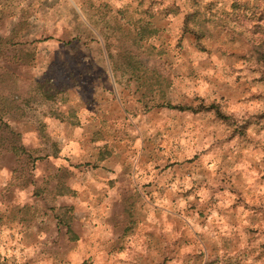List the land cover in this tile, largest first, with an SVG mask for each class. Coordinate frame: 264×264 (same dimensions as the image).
<instances>
[{
    "label": "rangeland",
    "instance_id": "374dc122",
    "mask_svg": "<svg viewBox=\"0 0 264 264\" xmlns=\"http://www.w3.org/2000/svg\"><path fill=\"white\" fill-rule=\"evenodd\" d=\"M109 1L0 0V264H264V0Z\"/></svg>",
    "mask_w": 264,
    "mask_h": 264
},
{
    "label": "trees",
    "instance_id": "16d2710c",
    "mask_svg": "<svg viewBox=\"0 0 264 264\" xmlns=\"http://www.w3.org/2000/svg\"><path fill=\"white\" fill-rule=\"evenodd\" d=\"M234 9H239L237 6L234 5ZM204 33V30L201 26L197 25V30L195 32L196 38H200ZM5 43L0 40V59L4 55V48ZM260 58H264V56H260ZM2 77H6V79L14 78L11 73H5L1 72ZM1 77V75H0ZM33 92L36 93H45V95H48L47 92H45V88L43 86H34L32 89ZM21 95L17 91V88L10 87L8 83L2 84L0 83V154L4 153L7 154L9 157H14L15 160L17 157L22 156L23 163H31V165L34 164V162L37 159V156L30 154L28 150H26L21 142L20 135L16 132H13L7 122L6 116L8 114L14 113L15 111L20 110L19 108V98ZM26 101V100H25ZM161 106H164L168 109H177V110H187L191 109L189 106H181V105H172L168 102L161 104ZM201 109L204 110H213V113L216 117L220 119H227L226 116L219 110L218 106L215 104H209L207 106H204L202 108H195L194 111H200ZM64 208L65 212L68 213V210H70V207L68 206H61L60 209ZM59 210V208H58ZM71 215H65L61 216V219L58 218V222H60L67 233H70V221Z\"/></svg>",
    "mask_w": 264,
    "mask_h": 264
},
{
    "label": "crops",
    "instance_id": "0c3cea01",
    "mask_svg": "<svg viewBox=\"0 0 264 264\" xmlns=\"http://www.w3.org/2000/svg\"><path fill=\"white\" fill-rule=\"evenodd\" d=\"M79 1H80V4H82V5H81L82 8H83L84 6H86V4H84V1H86V0H79ZM104 1H106V2L108 1L107 3H110V4H111V2H110L109 0H104ZM161 1H162V0H158V2H160V3H161ZM120 6H121V5H120ZM120 6H119V7H120ZM47 7H48V6H47ZM121 7H122V6H121ZM158 7L161 8L162 6L158 5ZM170 104H171V103H170ZM172 105H174V104H172ZM165 108H166V107H165ZM150 109H153V108H150Z\"/></svg>",
    "mask_w": 264,
    "mask_h": 264
}]
</instances>
